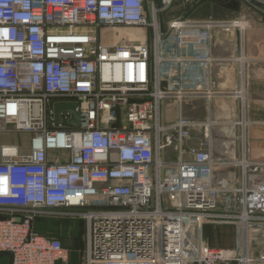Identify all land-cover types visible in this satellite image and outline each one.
I'll use <instances>...</instances> for the list:
<instances>
[{
	"label": "built area",
	"instance_id": "1",
	"mask_svg": "<svg viewBox=\"0 0 264 264\" xmlns=\"http://www.w3.org/2000/svg\"><path fill=\"white\" fill-rule=\"evenodd\" d=\"M172 1L0 0V133L29 136L27 151L0 143L7 264L67 261L61 240L36 229L40 217L82 221L84 264L264 260L250 253V236L264 233V159L248 158L245 146L248 59H227L237 65L229 95L238 109L229 160L213 157L212 121L161 119L164 101L212 98L221 69L211 28L243 37L244 16H182L165 30L159 14ZM256 2L264 14V0ZM134 27L144 29V40H101L102 30ZM59 101L77 104L78 125L68 122L70 111L55 120ZM197 129L206 140L189 145ZM205 224L233 225L236 246L206 245Z\"/></svg>",
	"mask_w": 264,
	"mask_h": 264
},
{
	"label": "crops",
	"instance_id": "2",
	"mask_svg": "<svg viewBox=\"0 0 264 264\" xmlns=\"http://www.w3.org/2000/svg\"><path fill=\"white\" fill-rule=\"evenodd\" d=\"M159 4V0H153ZM173 0L171 5L159 14L161 27L164 22L187 16L196 21L211 18L218 22H228L243 15L245 32L240 37L237 30L225 31L221 26L211 28V55L216 61L215 68L218 82L215 85V94L209 100L203 98H189L180 104L172 100L164 101L161 107V119L169 122L178 114L190 120H210L214 126L213 135L220 134L213 139V157L226 161L237 153V141L234 137L233 121L238 116L237 102L229 95L237 82V65L228 62L238 54L248 59L244 91L246 95V140L247 157L250 159H264V14L259 10L255 0ZM260 3V2H259ZM136 40H144L146 36H132ZM127 40L125 34L117 36L116 43ZM191 143L198 145L196 133ZM3 142L17 143V138L7 136ZM0 142V143H1ZM217 142V143H216ZM221 144L219 145V143ZM27 151L26 145L20 143ZM196 144V145H195ZM226 169L217 175L218 178ZM263 177V174H261ZM224 197L221 196V199ZM83 229V226H82ZM202 238L206 245L212 248H234L236 246V229L231 224H205L202 228ZM68 249V248H67ZM69 250V249H68ZM84 253V248H83ZM250 253L254 258L264 255V233L259 232L250 236ZM79 255V256H78ZM81 253L76 249L69 250L67 261H58L57 264H81ZM83 262V260H82ZM84 264V263H83ZM235 264V263H233ZM253 264H264V260H256Z\"/></svg>",
	"mask_w": 264,
	"mask_h": 264
},
{
	"label": "rangeland",
	"instance_id": "3",
	"mask_svg": "<svg viewBox=\"0 0 264 264\" xmlns=\"http://www.w3.org/2000/svg\"><path fill=\"white\" fill-rule=\"evenodd\" d=\"M224 2L226 0H223ZM235 2L234 0H230ZM257 0H255L256 2ZM160 21V20H159ZM167 23L164 22V26H166L165 30L167 29ZM125 34L127 36V40L130 41H141V40H136L132 36H144V29L142 28H117V29H105L101 31V40L109 43V44H115L117 36ZM173 38V35H171L166 42H169V40ZM166 49L168 47H165ZM200 121V120H199ZM203 121V120H201ZM199 130V129H198ZM211 150L213 149V139L218 138V141H221V135L215 134L213 135V131H211ZM196 133L195 137L197 138L196 140L198 141V144L200 141H205L206 137L203 134V131ZM0 136H3L2 139H5L7 136H13L17 138V141L19 143H22L23 145H26L27 143V148H29V136L26 134H18V135H8L4 133H0ZM194 138V135H193ZM4 140H2L3 142ZM1 142V140H0ZM217 143V142H216ZM219 143V142H218ZM221 142L219 143V145ZM189 145H194L193 143H189ZM196 145V144H195ZM188 157V156H187ZM176 156L173 154L169 155V159H175ZM83 223L80 220H65V219H52V218H43L40 217L38 219L37 223V229L44 234L52 237H56L62 241V244L65 248H68L69 250L76 249L80 251L81 256L83 257V248H84V228L82 229ZM83 260V259H82ZM9 261V256H1L0 257V264H7Z\"/></svg>",
	"mask_w": 264,
	"mask_h": 264
},
{
	"label": "water",
	"instance_id": "4",
	"mask_svg": "<svg viewBox=\"0 0 264 264\" xmlns=\"http://www.w3.org/2000/svg\"><path fill=\"white\" fill-rule=\"evenodd\" d=\"M76 103L72 101H59L54 103L53 109H54V116L56 121H60V112L61 111H70L71 117L68 119L69 123L78 125V113L75 111Z\"/></svg>",
	"mask_w": 264,
	"mask_h": 264
},
{
	"label": "trees",
	"instance_id": "5",
	"mask_svg": "<svg viewBox=\"0 0 264 264\" xmlns=\"http://www.w3.org/2000/svg\"><path fill=\"white\" fill-rule=\"evenodd\" d=\"M81 221V220H80ZM37 223H38V220L36 221V229H37ZM38 230V229H37ZM39 231V230H38ZM39 232H41V231H39ZM43 233V232H42ZM62 242V241H61ZM79 256V255H78ZM82 257V256H81ZM81 264H83V262H82V259H81Z\"/></svg>",
	"mask_w": 264,
	"mask_h": 264
}]
</instances>
